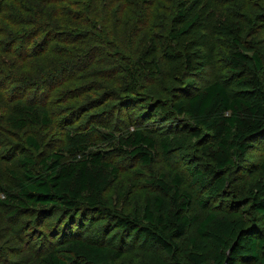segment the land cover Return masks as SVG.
I'll use <instances>...</instances> for the list:
<instances>
[{"label": "trees", "instance_id": "obj_1", "mask_svg": "<svg viewBox=\"0 0 264 264\" xmlns=\"http://www.w3.org/2000/svg\"><path fill=\"white\" fill-rule=\"evenodd\" d=\"M213 1L209 16L213 15L214 19L206 25L209 31L204 35L207 38L217 35L219 25L225 23L229 40H221L220 44V38L216 40L217 47L225 48L219 53V59L237 76V83L247 88V93L231 94L221 80L204 77L205 84L196 85L186 101L179 99L172 104L175 113L186 115L193 124L187 127L189 136L198 139L207 134L200 152L208 165L188 166L189 184L178 173L149 175L146 184L157 193L147 198L142 214L134 218L129 211L106 207L104 196L118 178L119 167L103 150H91L93 143L89 137L97 125L111 124L113 131L118 118L108 110L117 109L122 113L123 108L132 105L129 100L145 102V111L137 115L139 119L153 118L150 117L153 113L147 112L160 110V103L154 102L160 97L152 93L153 88L161 89L162 93L172 92L174 86H166L164 80L177 79L172 63V57L176 56L169 58L160 54L161 43L157 40L165 29L169 40H177L193 28L199 14L188 18L189 8L181 0H0V108L3 110L0 123L8 131L27 132L22 138L35 152L34 156L27 153L20 157L23 171L20 175L11 173L15 183L4 184L0 198V205L8 209V217L38 213L37 220H21L20 240L31 241L37 235L46 238L38 229L41 219L56 211L73 217L70 223L79 227L75 217L85 208V215L95 213L101 218L100 225L107 222L108 229L114 227L141 243L156 245L167 256H174L179 248L177 240L186 237L187 230L194 225L195 236L188 239L185 250L191 264H237L239 260L264 264V229L256 232L242 219L216 211L190 213L195 199L185 189L190 185L206 190V199H200V205L223 194L228 187L225 170L235 167V158L244 157L253 143L264 138V60L255 47L256 41L241 39L240 22L245 19L247 26L251 24L249 30L253 28L250 34L264 38V13L257 15L252 11L256 5L251 0ZM156 28L164 32H157ZM124 30L132 33V39L124 41L125 47L119 40ZM139 35L144 36L137 44ZM191 57V52H184L183 68H191ZM114 59L120 63L112 72L108 67L116 63ZM116 73L122 74L121 79L114 78ZM146 74L149 78L144 77ZM113 80L118 86L110 84ZM75 87L85 94L84 103L78 99ZM145 87L152 91H138ZM126 90L129 91L127 101L121 98ZM29 91L37 99H25ZM61 96L65 98L60 99L65 101L61 109L70 110L74 116L84 109L105 104L106 110H101L99 115L104 114L109 123L102 124L95 120L101 116L89 115L87 120H94L91 131L80 129L72 135L66 132V143L44 152L43 144L52 140L45 132L54 126V131H60L62 127V118L54 119L52 105ZM105 99L108 102L104 103ZM71 102L74 105L68 108ZM146 130L144 126H136L119 137L111 135L129 157H135L146 167L155 160L158 147L169 155L189 144L185 134H166L157 141ZM1 140L19 144L7 135H0ZM259 168L264 178V154ZM263 183V180L254 183L251 193L254 210L264 216ZM57 229L61 231L58 232L60 243L33 264H114L122 256L114 245L76 236L63 239V231L71 232L67 223ZM2 245L0 257L4 258L6 251Z\"/></svg>", "mask_w": 264, "mask_h": 264}, {"label": "rangeland", "instance_id": "obj_2", "mask_svg": "<svg viewBox=\"0 0 264 264\" xmlns=\"http://www.w3.org/2000/svg\"><path fill=\"white\" fill-rule=\"evenodd\" d=\"M181 1L182 4H185V7L189 8L188 18L194 13H198L199 19L196 21L193 28H190L186 34L178 37V39L175 41L168 39L169 35L167 34L166 29L165 32L162 29H155L157 32H164V34L161 36V39L157 40L158 43H161L159 53L164 57L167 56L169 58L172 55L176 56L172 57V63L175 65L177 71L175 76L177 79L174 81L164 80L166 86H174L172 88V92L168 91L167 93H162L161 89H157L155 87L153 88L152 93L160 97V99L157 97L155 99L156 101H154L160 103V110H157V112H154V110L152 112H147L153 113V116H150L153 118L147 119L143 117L142 119H139L137 115L145 111V102H143V100H141L140 103H135L132 100L127 101L128 96L126 94L129 93V91H123L125 96L123 95L121 98H124L132 105H129L127 108H123L122 113H119L120 110L117 111V109L108 110H112L111 114L114 116L117 115L118 118L116 120L117 124L113 131L110 130L112 128L111 124L107 125L108 127L97 125V129H95V131L91 133L92 135L89 137L93 143L90 149L103 150L106 155L119 167L118 178L112 182L104 196V200H106L107 204L106 207L113 210L120 209L121 211H129L130 215L134 218H137L142 214L147 198L152 197L157 193L154 187L146 184L147 179H149V175L155 174L157 176L159 173H164L170 176L174 173H178L186 181V184H189L190 180L187 173L188 166L195 167L196 165H208L207 159L204 161V158H202V154L200 152L202 145L206 140L207 134L205 135V133H203L198 139L189 136L187 127L193 126V124L186 117V115H179L175 113L172 110V104L179 99H184L186 101L187 95L191 94L196 89V85L202 86L205 84L206 78L203 81L204 77H211L212 79L215 78L221 80L227 85L231 94H240L242 91L247 90L244 85H239L237 83V76L230 73L227 70L225 64L219 59V53L224 52L225 48L217 47L216 40L220 38L218 44H220L221 40H229L225 34V23L222 22V24L219 25V32L217 35H208L209 38H207V35H204L208 34L207 32L209 31V28H207L206 25L214 19L213 15L211 18L209 16L210 13H212L214 1L185 0V3L184 0ZM252 1L256 5L254 8L252 7V11H256L257 15L263 14L264 0H251L250 3ZM114 6L116 7L115 4ZM112 8H114L113 5ZM241 13L243 14L242 17H244L243 11H241ZM240 22L243 27L241 39L256 41L257 44L255 47L262 54L264 60V38L251 35L250 32L253 31V28L249 30L251 24L247 26L248 23L245 19L240 20ZM179 24L180 23L177 19L176 25L178 26ZM122 35L123 37L119 38V40L121 42L123 41L122 46L125 47L124 41L132 39V33L131 31L124 30ZM139 36L138 40L136 41L137 44L141 43L144 35ZM204 36L207 40L209 39V42L204 41ZM184 52L192 53L191 68L189 69L185 67L183 68L182 59ZM132 53L134 54V57H137V54L134 52V50ZM131 56L133 55L131 54ZM131 56H129V58L132 59ZM126 57L128 58V56ZM114 62L116 63H111L112 65L108 67L112 72L115 71L116 64H119L120 60L118 61L114 59ZM91 69L93 68H88L83 73H87ZM141 73L144 75L143 72ZM120 76L117 73L114 74V78H120ZM144 77L149 78L148 74H146ZM145 82H148V79ZM110 84L113 85L116 83H114L113 80V82ZM116 86L118 85L116 84ZM78 90L79 88L74 91L76 94H78V99H80L81 103H84L86 98L85 94H82V92ZM138 91L140 93H145L149 91L151 92L152 90H148L145 87L144 89ZM245 93L247 92L245 91ZM28 96L29 97H25V99H37L32 98L34 95H31L30 91ZM61 98L63 97L61 96L57 99H54L52 101V105L55 108V112L53 113L54 119L60 120L62 118L60 120L62 127L60 131H54L56 128L54 126L52 129L45 132L49 134V139L52 140H49L46 144H43L42 149L44 152L52 151L58 147V145L66 143V132L72 135L80 129L85 130V132L91 131L90 127H92V121L94 120L89 122L87 120L89 115L101 116L99 119L95 120H98L105 125L109 123L107 122L104 114L99 115L101 110H106L105 104L103 105L102 103L101 106L89 110L84 109L79 115L74 116L70 115L72 113L70 110L63 111L61 109L62 103H65V101L60 102ZM40 101L41 100L38 99V102ZM103 102L106 103L108 101L105 99ZM73 105L74 102H71V104L67 107L70 108L73 107ZM2 111V108H0V113ZM69 115L70 117H68ZM72 122L75 124V126L74 124H71ZM85 123L88 124L84 125ZM146 124L150 125L147 126ZM136 126H144L147 129L146 131L153 134L157 141H159V139H161L166 134L170 136H181L185 134L189 137V144L184 149L177 152H172L169 155H165L161 148L158 147L155 160L150 164V166L146 167L142 165L141 162L135 157H129L126 149L119 147L120 145L116 143L114 136L111 135L118 134L119 137L127 131H132V129L136 128ZM0 128L1 137L2 135H7L9 139H13L19 143L18 145H12L9 144V141H7V143L2 142V140L0 141L1 198L3 185L7 184L13 186L15 183L11 173L14 172L20 175L23 171V166L19 161L20 157L27 153H31L32 156H34L35 152L34 149L27 145L22 138L26 136L25 134L27 132L8 131V128L6 125H3V123H0ZM263 154L264 138L260 137L259 140L253 143V146L244 157L239 159L235 158V167L231 166L225 170V176L228 181V187L226 188L225 192L208 202H203L201 205L198 203V201L200 199H206V190H197L193 186L186 185L185 189L190 191L195 199L190 213L205 214L208 211H216L218 214H225L229 217H238L245 222L248 228H252V230L256 232H261L264 229V216L257 213L253 208V195L251 193V188L253 187L254 183L258 182L259 180H263L264 182V178L261 177L262 172L259 168L260 160ZM85 211L87 210L83 208L75 217L79 227H75L74 223H70L73 217L68 215L65 216L64 212L61 213V211H56L53 214L43 216L41 219L42 223L38 229L42 231L41 233L45 234L46 238L37 235L31 241H26L24 239H21V241L18 238V235L21 234L19 230L21 220H37L38 213L32 212L29 215L21 214L18 217H8V209H5L2 205H0V244H4V250L6 251L5 257H0V264H33L37 262L42 255L60 243L61 234L58 232L61 231H58L57 228L62 226L64 223H67L70 226L71 232L63 231V239L66 237L71 238L72 236H76L77 238H84L90 242L114 245L116 249L121 250V258L114 264H191L185 257V250L189 244L188 239L192 235L195 236L194 225H191L189 230H187L188 234L186 237L177 240L179 248L175 252L174 256H167L166 253L156 245H152L147 241L141 243L139 239L135 237H128L126 236L127 234H124V231H117L114 229V227L108 229L107 225H105L108 224L107 222H104L102 225H100L101 222L99 221L101 218L98 217V215L94 213L90 214V216H87L85 215ZM68 219H70L69 223L67 222ZM76 231H78V233ZM49 239L52 242H50ZM2 246L0 247L2 248ZM211 257L212 254L210 252L208 254L209 262ZM237 264L248 263L244 262L243 260H239Z\"/></svg>", "mask_w": 264, "mask_h": 264}]
</instances>
